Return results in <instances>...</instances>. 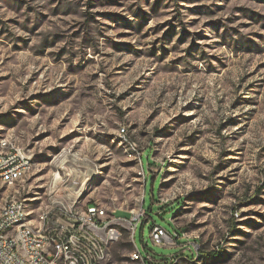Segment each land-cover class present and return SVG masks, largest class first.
<instances>
[{
    "label": "rangeland",
    "instance_id": "obj_1",
    "mask_svg": "<svg viewBox=\"0 0 264 264\" xmlns=\"http://www.w3.org/2000/svg\"><path fill=\"white\" fill-rule=\"evenodd\" d=\"M6 136L31 219L117 221L101 264H264V0H0ZM154 225L180 238L154 246Z\"/></svg>",
    "mask_w": 264,
    "mask_h": 264
},
{
    "label": "built area",
    "instance_id": "obj_2",
    "mask_svg": "<svg viewBox=\"0 0 264 264\" xmlns=\"http://www.w3.org/2000/svg\"><path fill=\"white\" fill-rule=\"evenodd\" d=\"M31 172L32 162L25 151L12 138L1 137L0 264H101L106 261L109 248L122 236L117 221L93 204L76 211L75 203L65 207L53 201L37 213L36 219H31L26 200L20 196ZM144 172L142 168L139 175ZM58 180L59 172L53 178V186ZM50 190L48 196L56 191ZM69 190L75 195L76 190ZM143 216V210L135 216L133 231ZM150 238L154 246L171 247L179 237L154 225ZM131 260L144 261L137 250Z\"/></svg>",
    "mask_w": 264,
    "mask_h": 264
},
{
    "label": "bare ground",
    "instance_id": "obj_3",
    "mask_svg": "<svg viewBox=\"0 0 264 264\" xmlns=\"http://www.w3.org/2000/svg\"><path fill=\"white\" fill-rule=\"evenodd\" d=\"M75 160H77V159H75ZM61 165H64V164H61ZM66 177H70V178H73V179H80L82 177H85V180H87L89 178V175L87 174V171H85V169L84 170H78V169H76L75 172L74 171H71V170L70 171H67ZM70 188L71 189H74L72 187H70ZM76 188L83 189V185L82 184H79L78 186L76 185ZM79 192H80V195L83 193V191H79Z\"/></svg>",
    "mask_w": 264,
    "mask_h": 264
},
{
    "label": "trees",
    "instance_id": "obj_4",
    "mask_svg": "<svg viewBox=\"0 0 264 264\" xmlns=\"http://www.w3.org/2000/svg\"><path fill=\"white\" fill-rule=\"evenodd\" d=\"M147 164H151L148 160H147ZM151 180H152V178H151ZM146 181V180H145ZM143 210V209H142ZM143 212H144V216H146V212L143 210ZM179 238H180V234L177 232V233H175Z\"/></svg>",
    "mask_w": 264,
    "mask_h": 264
}]
</instances>
